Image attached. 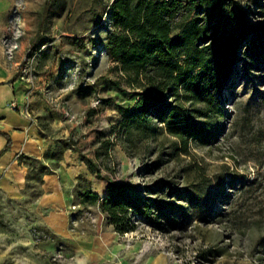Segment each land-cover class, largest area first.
<instances>
[{"label": "rangeland", "instance_id": "obj_1", "mask_svg": "<svg viewBox=\"0 0 264 264\" xmlns=\"http://www.w3.org/2000/svg\"><path fill=\"white\" fill-rule=\"evenodd\" d=\"M233 2L224 33L241 43L219 96L223 114L190 113L220 130L184 147L157 120L160 107L151 110L155 136L118 128L137 97L123 81L120 88L111 82L119 75L106 48L112 0H0L5 67L25 98L47 106L41 128L98 168L91 180L77 179L61 210L65 239L41 222L49 206L40 202V178L48 168L30 160L21 194L0 192V264H264V0ZM109 183L127 198L154 199V215H135L134 231L116 232L99 207ZM86 189L98 199H82ZM163 215L175 226L156 228L154 217L164 222Z\"/></svg>", "mask_w": 264, "mask_h": 264}, {"label": "trees", "instance_id": "obj_2", "mask_svg": "<svg viewBox=\"0 0 264 264\" xmlns=\"http://www.w3.org/2000/svg\"><path fill=\"white\" fill-rule=\"evenodd\" d=\"M233 0H112L110 22L113 30L108 36V55L116 63L118 79L111 81L118 88L121 82L136 95L134 107L118 124L124 135L138 134L150 138L157 134L151 110L166 131L184 145L189 138L208 142L220 130L207 128L208 123L194 121L191 112L208 117L215 111L222 116L221 91L227 83L231 64L236 60L241 41L231 31L236 9ZM237 11L242 12L241 7ZM224 12V13H223ZM226 13L229 15L226 16ZM226 35V36H225ZM17 77H14L16 79ZM168 100H170L168 102ZM199 103L202 107L188 109ZM10 145L9 135L0 132ZM1 153V151H0ZM91 172H98L92 159L86 158ZM82 199L97 200V193L86 189ZM155 200L151 197L136 201L127 198L123 187L109 183L107 195L99 207L114 230L120 234L134 231L135 215H154ZM170 207H163L162 210ZM161 210V212H162ZM154 217L161 231L175 226L167 215ZM264 253V235L259 239ZM208 251V250H207Z\"/></svg>", "mask_w": 264, "mask_h": 264}, {"label": "crops", "instance_id": "obj_3", "mask_svg": "<svg viewBox=\"0 0 264 264\" xmlns=\"http://www.w3.org/2000/svg\"><path fill=\"white\" fill-rule=\"evenodd\" d=\"M24 91L22 82L14 79V72L5 67L0 44V132L10 138L9 147L4 149L7 139L0 134V192L12 197L20 195L28 182V162L42 163L48 170L40 178V202L49 210L42 215L41 222L67 239L71 236L68 216L61 210L71 198L77 179L81 176L91 180L89 176L96 173L90 171L78 153L41 128L38 119H46L47 106L41 105L35 95L25 98ZM10 101H16L18 109L10 108ZM26 101L29 115L21 111Z\"/></svg>", "mask_w": 264, "mask_h": 264}, {"label": "built area", "instance_id": "obj_4", "mask_svg": "<svg viewBox=\"0 0 264 264\" xmlns=\"http://www.w3.org/2000/svg\"><path fill=\"white\" fill-rule=\"evenodd\" d=\"M9 107L12 108V109H18V105L16 103V101H10L9 102ZM22 113L26 114V115H29V108H28V103L25 102L22 109H21Z\"/></svg>", "mask_w": 264, "mask_h": 264}]
</instances>
